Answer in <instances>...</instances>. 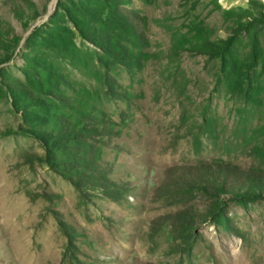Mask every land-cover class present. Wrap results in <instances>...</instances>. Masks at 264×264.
<instances>
[{"label":"rangeland","instance_id":"1","mask_svg":"<svg viewBox=\"0 0 264 264\" xmlns=\"http://www.w3.org/2000/svg\"><path fill=\"white\" fill-rule=\"evenodd\" d=\"M131 1L153 58L134 75L118 71L122 98L105 100V133L88 140L117 198L85 180L79 190L46 166L43 146L0 97V131L10 133L0 137V264H264V193H230L264 186V111H238L217 60L171 53L172 31L200 21L224 38L228 24L211 0ZM218 1L231 9L249 0ZM57 2L0 0V19L22 38L0 74L25 82L24 41ZM16 10L35 16L29 29Z\"/></svg>","mask_w":264,"mask_h":264},{"label":"trees","instance_id":"2","mask_svg":"<svg viewBox=\"0 0 264 264\" xmlns=\"http://www.w3.org/2000/svg\"><path fill=\"white\" fill-rule=\"evenodd\" d=\"M149 1V0H144ZM131 0H58L48 21L35 27L24 41V83L9 79L0 82V97L10 99L20 114L23 133L39 141L46 155L43 162L77 189L83 180L106 196H114V183L98 164L99 151L88 142L107 122L101 108L105 100L120 97L118 71L134 75L144 69L153 55L146 50L150 42L135 23V12L126 6ZM228 24L226 37L213 38L200 21L191 22L185 33L172 31L171 53L181 51L203 55L219 63V76L227 93L243 105L238 111H264V2L249 0L245 7L224 9L211 0ZM35 15V10H32ZM21 25L29 29L35 18L16 10ZM21 37L0 19V49L11 59ZM76 71L89 86L71 78ZM108 122V127L112 126ZM106 125V126H105ZM101 132V131H100ZM99 133V132H98ZM97 133V135H98ZM257 133L264 136V124ZM0 131V137L9 135ZM258 151L264 157V144ZM223 185L215 188L222 191ZM232 190L235 199L264 193ZM182 239L190 242L188 233Z\"/></svg>","mask_w":264,"mask_h":264}]
</instances>
